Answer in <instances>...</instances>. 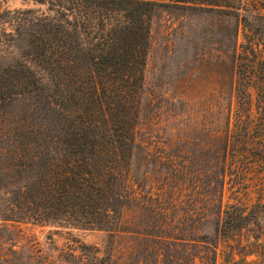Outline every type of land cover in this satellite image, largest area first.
Listing matches in <instances>:
<instances>
[{
    "label": "trees",
    "instance_id": "trees-1",
    "mask_svg": "<svg viewBox=\"0 0 264 264\" xmlns=\"http://www.w3.org/2000/svg\"><path fill=\"white\" fill-rule=\"evenodd\" d=\"M171 1L229 16L233 24L225 28V34L235 36L236 41L240 29L242 32L243 40L228 47L236 67L238 107L233 116L241 126L225 132L221 153L215 156L216 172L223 176L219 180L222 193L227 167L239 164L232 173L249 181L253 164L259 158L264 160V142L261 148L254 143L256 137L264 138V0ZM161 3L66 0V11L76 15L74 24L66 21L64 27L53 18L48 27L37 22L25 34L18 32L23 59L0 65V188L7 194L4 219L108 230L112 238L125 236L122 233L127 231L119 224L134 193L128 191L127 176L149 18L152 8ZM53 51L56 56L52 57ZM231 138L232 144L240 143V153L227 158ZM246 151L252 157L245 155ZM143 204L140 208L146 206ZM236 207L244 213L249 205ZM246 216L239 214L238 222L225 221L224 229H216L225 238L224 264H264V240L253 236L252 241L248 235L241 238ZM160 221L157 226L162 227ZM232 230L238 231L233 237L228 235ZM130 232L132 239L146 235L141 228ZM156 238L159 243L167 239L159 233ZM173 238L185 246L200 239L195 234ZM229 240L236 243L235 248ZM217 247L215 244L213 257L204 264H218ZM136 251L130 245L114 259L111 252L108 260L118 264H139L140 259L148 262L146 249L139 253L138 261ZM166 256L160 261L165 262ZM197 257L189 253L177 260L179 264H198ZM90 261L103 262L96 253ZM160 261L157 257L155 263Z\"/></svg>",
    "mask_w": 264,
    "mask_h": 264
},
{
    "label": "rangeland",
    "instance_id": "rangeland-1",
    "mask_svg": "<svg viewBox=\"0 0 264 264\" xmlns=\"http://www.w3.org/2000/svg\"><path fill=\"white\" fill-rule=\"evenodd\" d=\"M159 1L161 5L150 12L129 160L128 191L134 193L119 224L127 233H122L123 238H112L108 230L6 220L7 194L0 188V264H118L108 260L110 253L114 259L130 245L137 248L136 261L146 249L149 257L145 264H156L157 257L160 261L164 254L165 262L159 264H179L177 259L189 253H196V262L204 264L213 257L215 244L218 264H224L225 238L216 229H224L225 221L238 222L239 214L247 215L242 220V240L247 235L252 241L253 236L264 240L263 158L253 164L249 181L232 173L239 164L227 167L222 193L219 180L223 176L216 172L219 166L215 156L221 153L225 132L241 126L233 116L238 107L236 67L228 48L243 40L241 29L236 41L235 36L225 34V28L233 24L229 16L194 9L186 2ZM75 17L66 11V0H0V65L23 59L17 45L18 32L32 29L37 22L48 27L53 18L65 27L66 21L74 24ZM50 54L56 56L55 51ZM36 70L46 77L45 71ZM232 140L227 143V158L240 153V143L232 144ZM263 142L261 136L254 140L258 148ZM244 154L253 155L247 151ZM2 180L0 174V185ZM258 199L260 203L252 208ZM143 203L146 206L140 208ZM230 204H234L232 208ZM241 204L249 205L244 213L236 207ZM159 221L162 227L157 226ZM137 228L146 235L132 239L130 231ZM237 232L232 230L228 235L233 237ZM158 233L167 239L159 243ZM183 234H195L200 239L185 246L182 240L173 238ZM228 242L236 247L234 241ZM94 253L102 263L90 261ZM141 260L139 264H144Z\"/></svg>",
    "mask_w": 264,
    "mask_h": 264
}]
</instances>
